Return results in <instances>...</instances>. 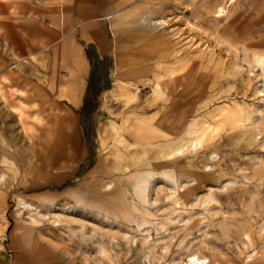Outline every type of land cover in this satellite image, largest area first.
Returning <instances> with one entry per match:
<instances>
[{
    "label": "rangeland",
    "instance_id": "rangeland-1",
    "mask_svg": "<svg viewBox=\"0 0 264 264\" xmlns=\"http://www.w3.org/2000/svg\"><path fill=\"white\" fill-rule=\"evenodd\" d=\"M37 2L0 0V264H264V0H94L57 39Z\"/></svg>",
    "mask_w": 264,
    "mask_h": 264
},
{
    "label": "crops",
    "instance_id": "crops-1",
    "mask_svg": "<svg viewBox=\"0 0 264 264\" xmlns=\"http://www.w3.org/2000/svg\"><path fill=\"white\" fill-rule=\"evenodd\" d=\"M107 0H99V4H103ZM98 4V5H99ZM95 5L94 0H38L35 6L37 7L36 21L38 23L44 24L43 19L46 18L47 22L50 24V27L44 26L45 36L51 39L61 38L68 34L66 33V25L68 23H74L77 18V15H81L85 12V7H93ZM73 8H76L73 11ZM38 14L40 16H38ZM73 16V19L71 18ZM75 16V18H74ZM114 31L118 27L117 24H113ZM69 28V27H68ZM64 36V37H65ZM38 37H43V35H38ZM69 39L73 37L71 35L67 36ZM76 51L79 55L80 60L84 61L85 53L77 45H74ZM84 69L82 70V72ZM116 72L120 74L122 78H125L127 75V70L122 68L120 65L117 68ZM78 89L71 92L72 102L80 103L82 100V95L84 92V81L78 82L76 85ZM74 93V94H72Z\"/></svg>",
    "mask_w": 264,
    "mask_h": 264
},
{
    "label": "bare ground",
    "instance_id": "bare-ground-1",
    "mask_svg": "<svg viewBox=\"0 0 264 264\" xmlns=\"http://www.w3.org/2000/svg\"><path fill=\"white\" fill-rule=\"evenodd\" d=\"M221 8H222V6H221ZM129 20H131V19H129ZM114 23L117 24L116 22H114ZM124 90L126 92H129L128 89H124ZM206 257L207 256H204V257L200 256L199 254H197L196 251L195 252H192V253L188 254V257L186 259V264H206L208 262V259Z\"/></svg>",
    "mask_w": 264,
    "mask_h": 264
}]
</instances>
